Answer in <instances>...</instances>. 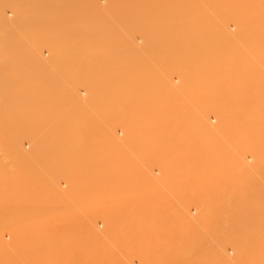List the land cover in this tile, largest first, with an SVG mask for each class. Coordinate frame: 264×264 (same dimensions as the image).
<instances>
[{
    "label": "rangeland",
    "instance_id": "374dc122",
    "mask_svg": "<svg viewBox=\"0 0 264 264\" xmlns=\"http://www.w3.org/2000/svg\"><path fill=\"white\" fill-rule=\"evenodd\" d=\"M0 264H264V0H0Z\"/></svg>",
    "mask_w": 264,
    "mask_h": 264
}]
</instances>
